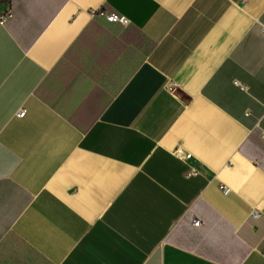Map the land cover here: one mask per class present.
I'll return each instance as SVG.
<instances>
[{"label":"crops","instance_id":"1","mask_svg":"<svg viewBox=\"0 0 264 264\" xmlns=\"http://www.w3.org/2000/svg\"><path fill=\"white\" fill-rule=\"evenodd\" d=\"M9 9L0 264H264V0Z\"/></svg>","mask_w":264,"mask_h":264},{"label":"built area","instance_id":"2","mask_svg":"<svg viewBox=\"0 0 264 264\" xmlns=\"http://www.w3.org/2000/svg\"><path fill=\"white\" fill-rule=\"evenodd\" d=\"M91 16H92L93 19H99V20H102V21L107 22V23L120 24L122 26H128V24H129V21L126 19V17L120 16V15H117V14L108 13L104 9H99L97 11H92L91 12ZM11 17H12V10L9 9L4 14H2L0 16V22L1 23H5ZM170 90L173 91L174 87L170 88ZM26 114H27V110L24 108V109H22V110H20L18 112L17 117L24 118L26 116ZM190 158L191 157L188 156V159H190ZM198 175H200V171L198 169H192L190 171V173H189L190 177L198 176ZM224 193L225 194H229L230 190L227 189L226 187H224ZM252 216L255 219H259V217H260V215L257 212H253ZM193 224L196 227H199V226H201V221L194 220Z\"/></svg>","mask_w":264,"mask_h":264}]
</instances>
